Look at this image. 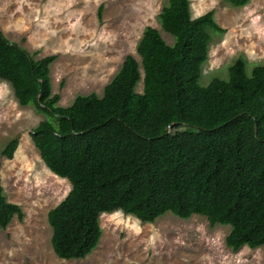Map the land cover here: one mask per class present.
<instances>
[{
	"label": "trees",
	"instance_id": "obj_1",
	"mask_svg": "<svg viewBox=\"0 0 264 264\" xmlns=\"http://www.w3.org/2000/svg\"><path fill=\"white\" fill-rule=\"evenodd\" d=\"M212 13L192 17L189 0H166L157 21L172 42L145 25L135 44L139 61L126 53L101 95L77 94L66 106L51 92L56 55L34 58L0 30V80L19 105L44 114L30 139L48 170L70 184L46 212L57 257L88 254L101 233L99 215L116 210L142 222L164 212L200 214L229 225L230 250H264V63L248 69L239 55L226 77L200 83L210 33L225 31ZM17 143L10 137L0 157L11 158ZM13 216L21 220L23 211L0 183V228Z\"/></svg>",
	"mask_w": 264,
	"mask_h": 264
},
{
	"label": "rangeland",
	"instance_id": "obj_2",
	"mask_svg": "<svg viewBox=\"0 0 264 264\" xmlns=\"http://www.w3.org/2000/svg\"><path fill=\"white\" fill-rule=\"evenodd\" d=\"M165 3L0 0V30L34 58L56 55L49 65L51 92L59 94L56 104L66 106L77 94L101 95L126 53L139 61L135 44L145 25L155 27L166 43L172 42L157 21ZM189 9L192 17L212 9L213 18L225 29L222 34L210 33L200 83L226 77L227 65L239 55L248 69L264 63V0L240 6L224 0H189ZM141 86L139 79L135 90L141 91ZM42 118L44 114L31 104L19 105L9 83L0 80V149L12 136L19 143L11 158L0 157V183L5 199L23 211L21 220L13 216L0 228V264H264L262 246L242 245L232 251L224 244L228 224L211 225L200 214L180 218L170 212L142 222L120 210L99 215L101 233L88 254L57 257L49 242L46 212L70 184L48 170L32 144L29 131Z\"/></svg>",
	"mask_w": 264,
	"mask_h": 264
}]
</instances>
